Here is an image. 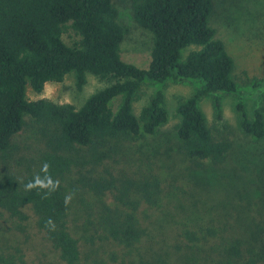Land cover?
I'll return each instance as SVG.
<instances>
[{
  "label": "trees",
  "instance_id": "16d2710c",
  "mask_svg": "<svg viewBox=\"0 0 264 264\" xmlns=\"http://www.w3.org/2000/svg\"><path fill=\"white\" fill-rule=\"evenodd\" d=\"M126 2L136 26L150 35L145 68L120 55L128 29L118 21L116 4ZM213 13V0H0V221L22 231L30 210L36 228L65 264H83L68 224L73 209L84 216L85 242L126 249L141 243L143 215L161 202L163 182L151 156L141 148L129 152L127 144L156 135L168 121L161 89L134 113V103L150 84L199 83L175 108L178 151L196 169L223 165L232 148L230 136L208 126L199 106L210 97L220 123L221 96L238 93L234 61L210 26ZM65 33L76 38L71 45L63 41ZM70 74L78 91L88 75L105 86L79 108L27 100L28 85L41 93L46 83ZM235 109L244 135L264 137V104L248 114L240 97ZM45 161L59 188L42 199V192L25 191L24 185L44 175ZM65 196L71 197L67 206ZM237 222L246 235L223 236L228 221L199 237L187 234L193 254L206 262L216 255L217 264H264V220ZM0 264L17 262L0 251Z\"/></svg>",
  "mask_w": 264,
  "mask_h": 264
},
{
  "label": "rangeland",
  "instance_id": "374dc122",
  "mask_svg": "<svg viewBox=\"0 0 264 264\" xmlns=\"http://www.w3.org/2000/svg\"><path fill=\"white\" fill-rule=\"evenodd\" d=\"M213 3L210 26L234 61L232 75L238 93L221 96L220 123H215L210 97L203 98L199 106L208 126L228 132L232 148L227 160L218 168L207 165L196 169L178 151L175 108L180 100L199 89L197 81L169 80L145 86L141 99L134 103V113L138 114L149 97L161 89L168 121L156 135L129 142L127 147L129 152L140 153L142 149L151 156L154 172L163 182L161 202L143 215L146 235L132 249L115 243L85 242L81 238L84 216L73 209L68 224L71 234L79 240L83 264H217L216 255L208 259L212 262H206L200 259L201 255L193 254L196 251L190 247L192 243L187 234L195 233L199 237L206 229H220L222 222L228 221L227 231L222 235L234 238L246 235L239 228L238 219L264 220V137L255 139L244 135L238 127L235 109L240 97L248 114L264 104V0H213ZM116 6L119 23L128 29L120 48L121 58L145 68L149 63L150 35L134 23L129 3ZM62 39L71 45L76 38L65 33ZM104 86L103 81L88 75L87 83L78 91L70 74L62 82L46 83L41 93H35L28 85L26 98L79 108ZM25 213L29 219L22 231L0 221V251L12 256L17 264H65L36 228L30 210Z\"/></svg>",
  "mask_w": 264,
  "mask_h": 264
},
{
  "label": "clouds",
  "instance_id": "9594fccd",
  "mask_svg": "<svg viewBox=\"0 0 264 264\" xmlns=\"http://www.w3.org/2000/svg\"><path fill=\"white\" fill-rule=\"evenodd\" d=\"M51 165L45 161L43 162L40 171L44 174L41 176L39 173L36 174L32 180L28 181L24 185L25 191L39 190L43 193L42 199H47L53 192L57 191L59 188V181L53 180L51 174L49 173V168ZM71 201L70 196H65L64 204L67 206ZM52 224V221L49 220L46 222V226ZM54 227V226H53Z\"/></svg>",
  "mask_w": 264,
  "mask_h": 264
}]
</instances>
